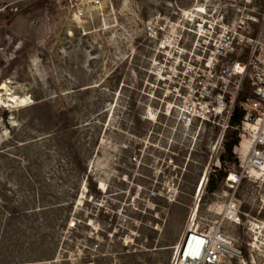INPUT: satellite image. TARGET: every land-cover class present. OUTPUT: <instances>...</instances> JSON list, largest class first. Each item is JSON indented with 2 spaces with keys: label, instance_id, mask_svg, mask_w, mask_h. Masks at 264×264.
<instances>
[{
  "label": "rangeland",
  "instance_id": "374dc122",
  "mask_svg": "<svg viewBox=\"0 0 264 264\" xmlns=\"http://www.w3.org/2000/svg\"><path fill=\"white\" fill-rule=\"evenodd\" d=\"M262 10L0 0V264H170L192 220L211 228L231 197L241 221L222 229L242 257L221 264H264L245 223L264 219V179L226 181L235 130L210 123L207 67L210 20L253 35Z\"/></svg>",
  "mask_w": 264,
  "mask_h": 264
},
{
  "label": "built area",
  "instance_id": "2783aa9c",
  "mask_svg": "<svg viewBox=\"0 0 264 264\" xmlns=\"http://www.w3.org/2000/svg\"><path fill=\"white\" fill-rule=\"evenodd\" d=\"M222 19L223 16L221 22L210 20V25L207 24L210 28L209 110L210 123L222 120V133L228 128L237 131L238 141L233 147L236 167L226 175L232 187L243 178L264 179V10L253 35L230 28ZM204 90L208 95L209 87ZM236 106L242 116L233 126L231 117ZM203 107L207 109V105L198 104L201 115L197 117L205 114ZM226 221H241V201L234 197L227 201L223 215L211 228L195 227L192 220L173 246L170 264H221L225 258H241V250L222 229ZM245 223L251 233L246 245L250 249L258 244L264 247V219L247 218Z\"/></svg>",
  "mask_w": 264,
  "mask_h": 264
},
{
  "label": "trees",
  "instance_id": "16d2710c",
  "mask_svg": "<svg viewBox=\"0 0 264 264\" xmlns=\"http://www.w3.org/2000/svg\"><path fill=\"white\" fill-rule=\"evenodd\" d=\"M242 116V111L239 107H235V110L233 112V115L231 117V125H236L240 118ZM237 131L235 130V134H234V137L232 138V140L228 143V144H225V151L228 153V159L232 162V163H236L237 160L234 156V153H233V147L234 145L237 144ZM220 159H223V158H220ZM82 172L86 175L87 179L89 178V174L87 173V170L86 168H82ZM221 174V173H220ZM223 176L220 175V179H222ZM217 186L216 183L212 182V181H208V190H213L215 187Z\"/></svg>",
  "mask_w": 264,
  "mask_h": 264
},
{
  "label": "bare ground",
  "instance_id": "6f19581e",
  "mask_svg": "<svg viewBox=\"0 0 264 264\" xmlns=\"http://www.w3.org/2000/svg\"><path fill=\"white\" fill-rule=\"evenodd\" d=\"M9 101H10V102H23L24 99H22V98L18 99L17 96H13V95H11V97H9ZM24 102H25V101H24ZM231 177H233V175H231ZM205 180H206V174L203 175V178H202L201 183H200V185H199V187H200V191H201V189H202V187H203V185H204Z\"/></svg>",
  "mask_w": 264,
  "mask_h": 264
}]
</instances>
